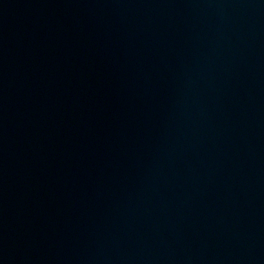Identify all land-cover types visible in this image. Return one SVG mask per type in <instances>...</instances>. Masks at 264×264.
Returning <instances> with one entry per match:
<instances>
[{
	"label": "water",
	"instance_id": "95a60500",
	"mask_svg": "<svg viewBox=\"0 0 264 264\" xmlns=\"http://www.w3.org/2000/svg\"><path fill=\"white\" fill-rule=\"evenodd\" d=\"M0 264H264V0H0Z\"/></svg>",
	"mask_w": 264,
	"mask_h": 264
}]
</instances>
